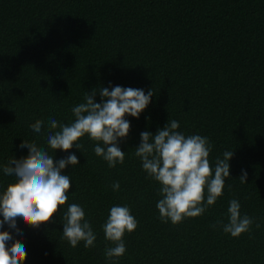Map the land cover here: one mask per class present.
Instances as JSON below:
<instances>
[{
	"label": "trees",
	"instance_id": "1",
	"mask_svg": "<svg viewBox=\"0 0 264 264\" xmlns=\"http://www.w3.org/2000/svg\"><path fill=\"white\" fill-rule=\"evenodd\" d=\"M115 86L153 93L138 119L125 116L123 163L109 168L87 135L79 151L53 153L79 163L62 172L68 200L52 220L36 229L19 222L20 235L12 233L26 248L23 264H264V0H0V193L16 182L3 167L28 154L22 141L51 155L50 118L70 125L86 92ZM37 120L39 134L30 127ZM172 120L186 137L208 138L213 169L233 151L222 195L177 225L159 219L161 185L135 155L141 132L155 135ZM233 199L254 221L238 238L222 228ZM73 203L96 235L90 248L62 239ZM113 206H127L138 226L122 238L125 254L107 259L114 245L103 225Z\"/></svg>",
	"mask_w": 264,
	"mask_h": 264
},
{
	"label": "clouds",
	"instance_id": "2",
	"mask_svg": "<svg viewBox=\"0 0 264 264\" xmlns=\"http://www.w3.org/2000/svg\"><path fill=\"white\" fill-rule=\"evenodd\" d=\"M99 94V103L94 97ZM153 97L150 89L124 88L121 86L100 87L86 92L85 102L72 109L75 117L70 125L58 123L50 118V131L47 136L48 149L35 143L22 141L19 147L27 148L28 154L20 159H10L3 167L6 176H14L16 182L0 193V228L7 225L11 232L0 231V264H23L27 252L19 239H13L12 233L20 235L17 224L22 222L33 229L52 220V217L66 204L71 181L69 175L62 174L68 166L79 163L75 154L54 161L56 150L68 152L73 145L79 151L83 145L76 143L87 135L96 142L93 151L107 162L109 168L122 164L125 152L121 151L118 141L126 138L130 122L125 116L138 119ZM179 123L167 121L163 129L153 135L149 131L140 133V144L135 155L141 160L142 169L148 178L161 185V199L156 208L161 222L170 221L173 225L185 218L201 216L222 195L225 179L229 177V160L233 151H225L223 158H217L214 169L210 167L209 153L211 145L208 138L200 135L185 136L177 131ZM33 132L39 134L43 121L37 120L30 125ZM59 128L58 131H53ZM214 172V175H213ZM247 173L242 172L239 180L245 183ZM119 182L112 185L119 190ZM229 221L222 225L223 231L233 238L250 232L254 223L247 215L241 217L240 203L233 199L227 209ZM83 208L73 203L63 215L62 239L75 248L80 242L84 247L94 246L96 235L88 221L84 219ZM54 222V221H53ZM138 222L127 206H113L106 223L103 225L105 240L114 247L105 250L107 259L122 257L126 252L123 236L132 233ZM215 227V225H213ZM259 227V224L256 225Z\"/></svg>",
	"mask_w": 264,
	"mask_h": 264
}]
</instances>
